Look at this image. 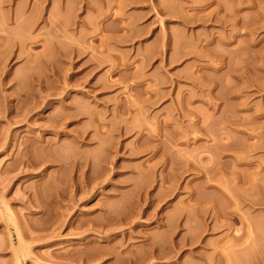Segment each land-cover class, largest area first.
<instances>
[{
	"label": "rangeland",
	"instance_id": "1",
	"mask_svg": "<svg viewBox=\"0 0 264 264\" xmlns=\"http://www.w3.org/2000/svg\"><path fill=\"white\" fill-rule=\"evenodd\" d=\"M0 264H264V0H0Z\"/></svg>",
	"mask_w": 264,
	"mask_h": 264
},
{
	"label": "bare ground",
	"instance_id": "2",
	"mask_svg": "<svg viewBox=\"0 0 264 264\" xmlns=\"http://www.w3.org/2000/svg\"><path fill=\"white\" fill-rule=\"evenodd\" d=\"M76 139H78V138H76ZM74 166L76 165V166H79V167H82L83 168V166H84V168H85V166H88V162L87 161H81L80 159H75L74 160ZM82 168H80V169H82ZM83 170V169H82ZM33 200V199H32ZM33 202V201H32ZM36 202V199H34V203ZM34 203H33V206H36V204H37V202H36V204L34 205ZM20 236V235H19ZM20 238V237H19ZM21 239V238H20ZM21 242V241H20ZM25 245V244H24ZM24 245H23V243L21 242L20 243V245H19V247L15 250V258H17L18 259V257L19 256H21V254H22V252H23V249H24ZM26 249V248H25ZM85 250V249H84ZM81 251H83V250H81ZM23 253H25V252H23ZM83 259H86V258H83Z\"/></svg>",
	"mask_w": 264,
	"mask_h": 264
}]
</instances>
